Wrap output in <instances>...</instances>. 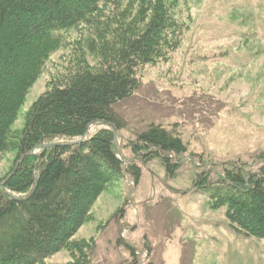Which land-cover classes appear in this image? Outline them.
I'll use <instances>...</instances> for the list:
<instances>
[{"label":"trees","instance_id":"obj_1","mask_svg":"<svg viewBox=\"0 0 264 264\" xmlns=\"http://www.w3.org/2000/svg\"><path fill=\"white\" fill-rule=\"evenodd\" d=\"M108 3L115 9L108 11ZM75 28L85 39L77 45L73 68L33 102L24 127L13 130L28 90L63 45L59 32ZM183 33L167 0H0V155L16 152L15 168L2 181L21 195L36 183L26 200L0 188V264H55L45 258L61 249L77 254L63 264H88L93 241L71 238L107 186L126 176L138 183L140 163L160 154L168 172H176L175 160H181L187 144L162 124H152L129 141L139 159L126 165L117 154L113 130L105 126L84 142L31 151L42 141L81 138L96 120L120 130L114 105L141 86L145 65L166 60L180 47ZM88 52L97 64L88 62ZM258 158L264 160V154ZM237 167L221 166L216 180L213 168L205 169L193 188L205 191L214 208L226 205L237 232L264 238V165L263 175L248 182L249 173Z\"/></svg>","mask_w":264,"mask_h":264},{"label":"rangeland","instance_id":"obj_2","mask_svg":"<svg viewBox=\"0 0 264 264\" xmlns=\"http://www.w3.org/2000/svg\"><path fill=\"white\" fill-rule=\"evenodd\" d=\"M167 2L184 25L182 43L166 60L145 65L141 86L114 105L123 123L118 143L121 155L135 161L129 141L162 124L183 139L187 152L175 160V173L159 153L140 163L138 183L128 176L111 182L71 239L93 241L88 264H264V238L237 232L227 206L214 208L205 191L193 188L207 168L238 166L248 176L256 173L249 179L263 175L264 0ZM105 8L115 9L110 3ZM80 30L59 32L63 45L28 90L13 130L24 127L33 102L73 68L85 39ZM87 58L98 63L89 52ZM15 159L13 150L0 155V182ZM75 255L61 249L45 262L63 264Z\"/></svg>","mask_w":264,"mask_h":264},{"label":"water","instance_id":"obj_3","mask_svg":"<svg viewBox=\"0 0 264 264\" xmlns=\"http://www.w3.org/2000/svg\"><path fill=\"white\" fill-rule=\"evenodd\" d=\"M98 126H100V127L105 126V127L110 128V129L113 130V132H114V143H115V146H116L117 154H118L119 158H121V160L123 161L124 165H126L128 162H131V161H133L135 159V158L134 159H130V160L129 159H125L121 155L120 148H119V143H118V139L121 137V133L119 132V130L117 129V127L113 123L105 121V120H96V121L91 122L87 126V128H86V130H85V132H84V134L82 135L81 138H77L75 140L67 141V142H64L62 140L61 141H56L55 140V141H52V142L42 141L40 144H38L31 151V153L37 154V151H39L41 148H45V147H52V146H56V145H74V144H77V143H80V142H84L86 139H88L90 137V135L92 134L93 129L95 127H98ZM40 160H41V155L39 154L38 155V160H37V163H36V166H35V172L37 174L40 173V168H39ZM254 175H256V173L250 174L248 176V178L251 177V176H254ZM35 187H36V183L34 184L32 190L29 193H27L25 195H21V194L15 193V192H11L10 190H8L5 187L3 181L0 182V188H3L9 195H11L16 200H26V199H28L33 194V191H34Z\"/></svg>","mask_w":264,"mask_h":264},{"label":"flooded vegetation","instance_id":"obj_4","mask_svg":"<svg viewBox=\"0 0 264 264\" xmlns=\"http://www.w3.org/2000/svg\"><path fill=\"white\" fill-rule=\"evenodd\" d=\"M209 169H210V168H207L206 170H209ZM213 171H214V173H218V175L221 176L219 170H217L216 168H213Z\"/></svg>","mask_w":264,"mask_h":264},{"label":"bare ground","instance_id":"obj_5","mask_svg":"<svg viewBox=\"0 0 264 264\" xmlns=\"http://www.w3.org/2000/svg\"><path fill=\"white\" fill-rule=\"evenodd\" d=\"M103 127V126H102ZM65 142V141H64ZM38 153V152H37ZM249 179V178H248Z\"/></svg>","mask_w":264,"mask_h":264}]
</instances>
